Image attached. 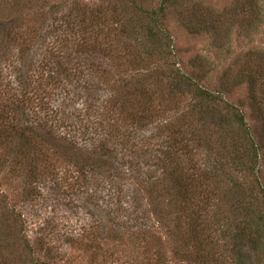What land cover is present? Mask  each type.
I'll return each mask as SVG.
<instances>
[{
  "label": "rangeland",
  "instance_id": "obj_1",
  "mask_svg": "<svg viewBox=\"0 0 264 264\" xmlns=\"http://www.w3.org/2000/svg\"><path fill=\"white\" fill-rule=\"evenodd\" d=\"M132 1L135 8L130 10V6L128 8L127 5L131 3V0H125L122 3L121 0H78L76 16L81 18L76 19L74 29H80L82 34L85 32L83 34L85 39L82 42L88 49L82 50L80 54L86 63V68H90L92 75L96 76L97 83L93 89L83 90L79 97L81 90L79 88H76L71 95L68 94L67 98H70V101L65 102L64 107L68 111L66 115L74 114L70 118L74 122L76 114L79 112L82 115L84 112L81 105L90 95L91 102L94 100V94L97 98L109 100L107 109L110 114L105 118L101 117L104 119L105 127L112 124L122 128L140 125L141 130L132 135L137 140L141 138L140 140L144 143L146 139L142 138L145 136L154 138L153 143L170 137L172 143H175L172 138H175V141H187L189 149L186 148L184 151L188 149L185 156L189 159L186 160L185 171L190 169L189 174H192L194 179H202L201 173H207L210 178L212 177L205 187L207 192H214L212 202L218 201L217 204L226 205L225 199L228 200L231 197L227 193L233 180L238 184L241 195L243 193L244 196L256 197L261 201L259 207L264 208L262 206L264 193L260 192V188L264 191V124L251 110L246 84L233 86L231 92L224 93L222 100L217 99L202 104L205 109L216 107L226 119V124H220L219 120H215L213 124L205 126L198 124L201 123L197 118L199 110L195 109L192 95H173L167 86L169 82H172V70L176 67L180 68L184 74L195 78L200 86L211 90L210 92L218 88L220 77L223 75L232 80L248 68V62L254 57L253 51L264 50V0H171L176 3L167 7L166 12L158 17L159 21H156V24L158 29L163 28L172 37L173 49L169 55L155 61L152 67L155 72H147L153 77L152 85L157 99L152 110L154 114L146 120V126L140 124V119H136L133 123L130 121L131 115L138 116L142 105L137 104L138 97L129 99L128 92L140 85L146 86L145 89H151V80L146 83L147 76L143 77L145 69H140L141 64L129 62L128 51L134 44L132 43L133 36L135 37L133 32L138 33L139 30L143 32L148 27L154 29L151 13L157 10L161 0ZM58 3L59 0H13L9 4L0 1V20L9 21L15 18L21 20L24 17L20 28L23 35L20 38L17 36V41L11 44L15 49L14 47L10 49L14 51L13 58L18 66L22 64V59L16 58V54L24 50L29 42H31L29 47L34 48L35 44V37L31 39L32 41H25L23 38L27 36L31 28L34 32L37 30L34 26L50 28L51 22L47 23V15L52 14L50 13L52 9L45 5ZM68 8L62 6L58 11L66 14ZM139 8L141 9L137 10ZM121 10L126 11L124 19L119 16ZM92 12L98 18L96 22L90 20L89 15ZM131 15H134L133 19H130ZM118 18L122 20V23H117ZM41 28L40 31H42ZM188 28L194 29L196 33L189 32ZM41 39H44V35H41ZM55 40L53 36H47L46 44L49 43L52 48L51 44ZM3 51H6L5 47L0 48V52ZM26 60H23L25 64ZM38 65V63L34 64L31 71H36L35 68ZM196 68L203 70L202 79L195 77L198 73ZM92 75L87 77L91 78ZM104 75H106L105 79H103ZM260 79H263V76ZM32 80L35 79L32 78ZM33 85L35 86L34 83ZM35 88L36 90L39 88L37 83ZM47 88L44 85L40 87V96L46 93L51 105L60 106L59 103H55L58 99L56 93L54 92L51 97V92ZM65 88V84L60 83L57 90L62 94ZM109 93L111 95H108ZM71 96L75 100L71 99ZM72 100L77 103H72ZM226 104L236 106L243 114L253 143L249 140V144L246 143L245 147L243 146L244 136L242 137V132L238 130L240 128L234 120V112L228 109ZM77 110L80 111L77 112ZM95 110L97 109L93 107L90 119L91 133L93 128L96 132H100L99 117L96 119L98 115ZM110 117L115 118L117 122L112 121ZM178 130L181 133L188 130L193 132L194 144L201 150L192 151L190 139L182 138L183 135H180ZM162 134L169 136L165 137ZM93 138L100 137L93 136ZM84 141L87 145L91 142L88 143L87 138ZM153 143L149 142L147 147L160 156L161 151H157ZM252 144L260 148L258 179L248 173V169L245 168L248 165L246 158L253 153ZM3 153V149L0 148V161ZM194 164L195 167L192 169L191 166L193 167ZM4 166L2 168L0 165V191L5 192L10 199L6 207L14 208L17 213L20 212L28 222L38 221L37 225L40 222H51L46 227L38 226L42 227V236L47 234V237L52 239L55 249L48 250L51 251L48 252L50 256L44 257L47 252L36 241L39 236L36 224L31 223L35 228L31 227L25 233L31 241L34 255L45 263L264 264V224L260 219L259 211L254 212L253 220L250 217L243 223L242 218V222L238 224L231 222L223 225L215 223L216 210L212 208L208 211L211 223L205 226L196 225L189 221L186 208L182 206L176 192L172 190L171 195H168L161 186L162 182H155L163 177L159 164L157 166L160 169L157 168V171L142 167L144 177L152 172L155 178L152 182L156 184L149 186L144 184V188L137 193L141 194V197L137 195L139 205L136 206H152L158 213L148 222L139 223L144 227L149 226L154 231L150 241L134 240L130 234L126 233L127 228H131L133 223L132 209L128 208L123 212L111 206L112 196H105L101 186L97 190L94 186V189H91L93 194L90 192L87 194L85 191L78 196L80 203L85 200L88 203L83 207H75L73 203L70 204L65 199V205L57 206L55 210L42 208L36 215L29 202L24 200L26 204H23L21 200H16L18 197L14 194L13 186L6 184L9 177L15 186L19 173H12L7 163H4ZM57 168L63 169L60 166ZM161 187L163 192L159 189ZM238 188L229 193L235 192ZM100 190L102 191L99 193ZM248 204L256 206L257 202L248 199ZM4 212V210L0 211V217L4 216ZM52 216L54 219L50 218ZM236 226H240L241 234L235 232ZM116 228H118L117 235L114 234ZM8 232L9 229L3 233L0 232V264H31L30 253L22 250V247L16 243L18 238L15 235L19 236V234L15 233L11 236ZM200 233L203 234L200 235ZM114 235L116 236L113 237Z\"/></svg>",
  "mask_w": 264,
  "mask_h": 264
},
{
  "label": "trees",
  "instance_id": "obj_2",
  "mask_svg": "<svg viewBox=\"0 0 264 264\" xmlns=\"http://www.w3.org/2000/svg\"><path fill=\"white\" fill-rule=\"evenodd\" d=\"M0 1H4L6 4L13 2V0ZM123 1L125 0H121V3ZM77 2L78 0H59L58 4L45 5L50 10L52 9V12L50 11L52 14L47 15V23L51 22L50 28L40 27L42 29L40 31L38 26H34L37 29L34 32L30 27L31 31L23 40L32 41L35 37L34 48L29 47L31 43L29 42L24 50H20L16 54V58L22 59L20 66L13 58L14 51H10V49L14 47L12 46L13 43L23 35L20 28L24 22V19H22L24 17L21 20L18 18L9 21L0 20V48L5 47L6 49V51L0 52V148L4 152L0 165L4 168V163H7L12 173H19L15 186L11 178L8 177L6 181L7 186H13L14 194L18 197L16 200H21L23 204H26L24 200H27L28 204L34 208L33 213L37 215V212H41L42 208L55 210L57 206L65 205V199L70 204L73 203L75 207H83L88 203L86 200L80 203L78 196L84 194L85 191H87V194L92 193L91 189H94V186L96 190L101 186L105 196H112L110 198L112 201L111 206L117 207L123 212L128 208L132 209L133 223L131 228H127L126 233L130 234L134 240L150 241L154 231L149 226L144 227L139 223L142 221L148 222L158 213L152 206H136L139 205L137 195L141 197V194L137 193L138 190L144 188V184L149 186L162 182L161 186L168 195H171V191L174 190L176 196L180 197L182 206L186 208L188 213L189 221L196 225L205 226L211 223L208 211L212 208L216 210L215 223L226 225L236 222L238 224V222H242V218L243 223H245L250 217L252 219L255 211H259L261 213L260 219L264 224V208L259 207L261 201L256 197L244 196L243 193L241 195L238 184L233 180L228 191L238 189L231 194L227 193L231 197L228 200L225 199L226 205H219L216 203L218 201L212 202L214 192L205 190L208 181H211L212 177L210 178L207 173H201L202 179H194L193 175L189 174L190 169L185 171L186 160L189 159L185 156L189 149L186 144L187 141H175V138H172L175 142L172 143L170 137L162 139L158 143H153L154 138L145 136L142 138L146 139L144 143L140 140L141 138L137 140L132 135L141 130L140 125L135 124L122 128L117 124L116 126L112 124L105 127L104 119H101V117L105 118L110 114L107 109L109 100L97 98L95 94L92 102L90 95L82 103L81 109L83 108L84 112L81 115L78 112L81 109L77 110L78 113L74 122L70 119L74 114L66 115L68 111L64 107L65 102L70 101V98H67L68 94L71 95L76 88H79L81 89L79 97L83 90L93 89L97 83L96 76L92 75L90 68H86V63L80 54L82 50L88 48L82 42L85 39L83 36L85 29L83 28V34L80 29H74L76 19L81 18V16H76ZM175 3L171 0H161L157 10L151 13L152 24H154L153 27L156 30L148 27L143 32L140 30L137 31L138 33L133 32L135 37L133 36L132 49L128 51V55H130L129 62L141 64L140 69H145L143 77L147 76L145 78L148 80H146V83L151 80V89H145L146 86L140 85L128 92L129 99L132 100L138 97L139 99L136 98L137 104L142 105V110L138 112V116H130L132 123L136 119H140V124L146 126V120L154 114L152 110L155 107L157 96L152 85L153 77L147 72L153 71L152 67L155 61L166 57L173 49L172 37L163 28L158 29L156 21H159L158 17L166 12L167 7L173 6ZM62 6L69 7L66 14L58 11ZM128 6H130V10L133 9L132 0ZM124 15H126V11L121 10L119 16L123 18ZM89 16L91 21L96 22L98 19L95 17L96 15H93V12ZM133 18L134 15H131L130 19ZM117 23H122V20L118 18ZM188 31L193 34L196 33L194 29L188 28ZM41 35H44V39H41ZM47 36H53L56 39L51 44L52 48H50L49 43L46 44ZM253 55L254 57L248 62L249 67L240 72L234 79L230 80L224 75L220 77L218 88L213 92L200 86L195 78L184 74L177 67L173 68L172 82H169L167 86L173 95H192L195 109L198 108L199 110L197 118L201 123L198 124L205 126L213 124L215 120H219L220 124H226V119L216 107L205 109L202 104L217 99L222 100L224 93L231 92L233 86L236 87L245 83L251 110L256 114V118L264 124V50H254ZM23 60L27 61L26 64ZM37 63L39 65L35 68L36 71L32 72V66ZM172 65L174 66L175 63ZM195 70L198 71L195 77L198 76L202 79L204 76L203 70L201 68ZM88 75H92V77L89 78ZM262 76L263 79H260ZM31 77L35 80H32ZM105 77L106 75L103 76V79ZM36 83L39 86V91L35 88ZM60 83H64L66 86L62 94L57 90ZM43 85L48 87L51 97L54 92L56 93L58 99L55 103H59L60 106L51 105L50 98L46 93L40 96V87ZM108 95H111V93ZM71 99L75 100L73 96H71ZM73 100L72 103H77ZM97 103L98 105H96ZM59 107L63 108L58 109ZM93 107L97 109L95 112L98 115L96 119L99 117L100 132H96V129L93 128L91 133L90 119ZM226 107L235 114L234 120L237 127L240 128L238 130L242 132L241 136H244L243 140L245 141L242 144L245 147L246 143L249 144L248 142L252 138L248 132L244 116L236 106L226 104ZM110 118L112 121L117 122L115 118ZM137 123L139 124L138 121ZM173 129L175 130V128ZM179 134L183 135L182 138L188 137L190 139L192 151L201 150L199 146L194 144L193 132L188 130L181 133L179 131ZM93 136H99L100 138H93ZM162 136L168 137L169 135L162 134ZM86 138L88 143L91 141L92 144L90 142L87 145L84 141ZM149 142L156 146L157 151H161L160 156L154 154L147 147ZM252 147L253 153L246 158L248 165L244 167L248 169V173L257 178L260 148L255 144H252ZM186 148L188 149L184 151ZM157 163L163 171V177L155 183L152 182V179H155L154 175L152 176L153 173L150 172L144 177V172L141 169L145 166L147 169L157 171L160 169ZM57 166L63 169L59 170ZM194 167L195 164L193 167L191 166L192 169ZM162 187L159 188L161 192H163ZM260 192L264 193L262 188H260ZM262 198L264 200V196ZM8 199L5 192L0 191V206L3 207H0V211H5L4 216L0 217V232L3 233L9 229L8 233L11 236L15 233L19 234V236L15 235L18 238L16 243L22 247V250L30 253L31 264H48L39 258L38 260L34 255L31 241L25 233L31 227L35 228L32 224H36L37 228L40 225L46 227L51 222H40L39 225H37L38 221L28 222L20 212L17 213L14 208L8 209L6 207L7 202L10 200ZM248 199L256 201V206H250ZM50 218L54 219L53 216ZM239 227L235 229V232L241 234V228ZM41 228H37L39 236L36 241L42 248L44 247L45 252H47L44 254V257H46L50 256L48 252L51 251L48 250H54L55 248L52 239L47 237V234L42 236L41 231L43 230ZM117 229H115L114 234L118 233ZM202 234L200 233V235ZM238 245L241 244L238 243Z\"/></svg>",
  "mask_w": 264,
  "mask_h": 264
}]
</instances>
